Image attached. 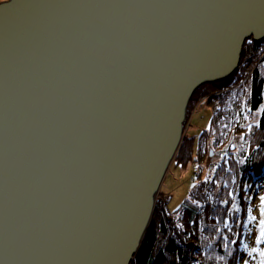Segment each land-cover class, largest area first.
<instances>
[{
	"label": "water",
	"instance_id": "1",
	"mask_svg": "<svg viewBox=\"0 0 264 264\" xmlns=\"http://www.w3.org/2000/svg\"><path fill=\"white\" fill-rule=\"evenodd\" d=\"M249 38L264 0L0 1V264H131L194 92Z\"/></svg>",
	"mask_w": 264,
	"mask_h": 264
},
{
	"label": "trees",
	"instance_id": "2",
	"mask_svg": "<svg viewBox=\"0 0 264 264\" xmlns=\"http://www.w3.org/2000/svg\"><path fill=\"white\" fill-rule=\"evenodd\" d=\"M263 61L264 38L247 39L236 72L223 80L200 86L189 102L187 115L199 100L212 94L216 97L233 84H238L248 64H263ZM249 90V110L252 113L261 111L258 125L252 128L245 140L249 150H244L246 153L242 155L236 151V157L230 159V164L225 160L226 166L217 169L213 178L200 181L175 213H168L169 196L161 188L151 222L131 264H239L245 245V206L248 204V190L243 179L248 173L257 177L264 172L263 67L255 66L250 72ZM221 98L223 102L225 97ZM225 114L227 111L222 109L213 114L209 128L213 134H218ZM200 144L196 136L185 131L172 163L186 167L194 159ZM232 177L241 179V186L236 188L235 198L225 200L224 194L230 190L225 184Z\"/></svg>",
	"mask_w": 264,
	"mask_h": 264
},
{
	"label": "rangeland",
	"instance_id": "3",
	"mask_svg": "<svg viewBox=\"0 0 264 264\" xmlns=\"http://www.w3.org/2000/svg\"><path fill=\"white\" fill-rule=\"evenodd\" d=\"M262 63L257 62L250 66L248 64L238 84H233L216 97L215 94L205 97L192 106L193 109L186 118L185 131L191 136H196V140H200L201 144L196 148L194 159L186 167L172 163L168 169L162 183L163 192L169 196L168 213H175L200 181L213 178L217 169H220L222 165V167L226 166L225 160L230 164V159L236 157V151L242 155L246 153L244 150H249L245 140L252 128L258 125L261 116V111L252 113L249 110V76L255 66L263 67L264 70V61ZM221 96L225 97L223 102ZM219 109L226 110L227 114L223 116L216 135L209 128L213 114ZM195 172L196 176L193 179ZM243 181L248 190L246 197L248 204L245 206L247 212L245 245L247 247L244 245L239 264H244L245 261L248 264H261L264 257L260 256L259 250H264V240L257 244L256 237L260 234L259 220L264 219V202L260 199L264 197V172L257 177L248 173ZM240 184L241 179L238 177H232L230 182L225 184L230 187V190L224 194L225 200H228V197H236V188L241 186ZM249 212L257 219L250 221ZM252 248H257L258 251L249 255Z\"/></svg>",
	"mask_w": 264,
	"mask_h": 264
},
{
	"label": "bare ground",
	"instance_id": "4",
	"mask_svg": "<svg viewBox=\"0 0 264 264\" xmlns=\"http://www.w3.org/2000/svg\"><path fill=\"white\" fill-rule=\"evenodd\" d=\"M161 188H162V186H161ZM157 198H158V196H157ZM114 245H116V243H113V242L110 243V246L106 245V249H103L101 251L100 255H97V254L91 255L89 257L91 263L92 264H113L114 260L117 258V256L115 255L117 246L113 247ZM108 251H109V256H108V253H107Z\"/></svg>",
	"mask_w": 264,
	"mask_h": 264
},
{
	"label": "snow or ice",
	"instance_id": "5",
	"mask_svg": "<svg viewBox=\"0 0 264 264\" xmlns=\"http://www.w3.org/2000/svg\"><path fill=\"white\" fill-rule=\"evenodd\" d=\"M262 202H264V197L260 198ZM236 205L233 204V208H235ZM257 218L255 216L251 215V212H249V220L253 221L256 220ZM259 226H260V234L259 236L256 237V243L259 244L262 240H264V219L259 220ZM226 246V245H225ZM247 247V245H245ZM258 251L257 248H252L250 249L249 255H251L252 252ZM260 251V256L264 257V250H259ZM219 259H223V257H219ZM244 264H248L247 261L244 262ZM261 264H264V260L261 261Z\"/></svg>",
	"mask_w": 264,
	"mask_h": 264
},
{
	"label": "built area",
	"instance_id": "6",
	"mask_svg": "<svg viewBox=\"0 0 264 264\" xmlns=\"http://www.w3.org/2000/svg\"><path fill=\"white\" fill-rule=\"evenodd\" d=\"M196 171V170H195ZM196 172H198V171H196ZM196 172L194 173V175H196Z\"/></svg>",
	"mask_w": 264,
	"mask_h": 264
}]
</instances>
